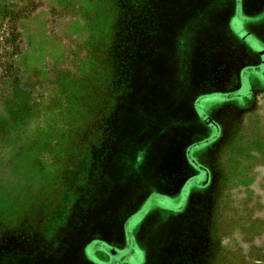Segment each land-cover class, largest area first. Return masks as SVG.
<instances>
[{
  "label": "rangeland",
  "instance_id": "1",
  "mask_svg": "<svg viewBox=\"0 0 264 264\" xmlns=\"http://www.w3.org/2000/svg\"><path fill=\"white\" fill-rule=\"evenodd\" d=\"M220 1L0 0V264H264V95L249 109L216 70L219 32L184 41L188 6ZM181 90L237 99L206 119L224 137L195 149L182 205L120 213Z\"/></svg>",
  "mask_w": 264,
  "mask_h": 264
},
{
  "label": "crops",
  "instance_id": "2",
  "mask_svg": "<svg viewBox=\"0 0 264 264\" xmlns=\"http://www.w3.org/2000/svg\"><path fill=\"white\" fill-rule=\"evenodd\" d=\"M212 1L213 0H206L204 5L212 3ZM175 6L176 5H174V7ZM203 6H188L194 14L196 13L197 17L185 30L184 41L189 42L190 39H193L192 33L195 28H199L201 34L208 31L219 32L220 34L216 38L218 41L222 42L223 46L214 50L216 51L214 56L218 57V61L221 56L232 54L247 55V49H244L241 42L260 39V37L255 34L256 27L251 25L252 22L247 25L249 21L247 20L248 22H246V18L252 15L264 17V6L250 5L249 0H222L219 5H213L211 9H208L207 6ZM176 9H178V7H176ZM210 25L212 26L210 27ZM184 41L181 44L182 51L180 54L182 56L185 54V47L188 48V45L186 46ZM179 65L182 67L183 71L184 63ZM247 66L252 69L254 64H249ZM242 69H244V66L238 67V70ZM216 70H219V68H216ZM182 85L184 87L183 81ZM250 87L253 88L251 85ZM181 93L184 95L180 105H178L180 111L174 116V123L177 125H173L172 129L167 132V140L160 142L156 147H148L145 151V154L149 153L148 157L154 156L155 158L153 162L156 167L153 169V173H146L145 177L148 178L145 180L146 183L137 182L134 183L135 185L129 184L124 188L127 195H123V197L120 196L118 202L121 207L115 209L119 210L120 213L126 214V212H130L139 202L145 201L144 199L147 195L152 199L151 203L153 207L158 203L157 201L165 202L170 199V197L176 195L181 200L182 205L184 201V184L189 183L193 176L192 168L194 167L196 159L194 155L195 149L209 147L212 143L211 137L213 135L215 136L214 141L218 139L216 138V135H218L217 129L215 128L213 130L211 125H208V120L206 119H208V116L211 115L214 110H221L237 100L234 98H220V101L214 103L212 108L210 103H207L205 101L206 99L202 98L201 102L199 101L200 106L198 109L195 105L196 98L191 95L190 91L186 92L183 90L182 92L181 90ZM246 98L249 100L248 96H246ZM182 118H184V120H182ZM208 128L210 129L209 134ZM145 158L143 159L147 160V158ZM148 185L151 187L152 192ZM168 185L174 186L171 187L173 189L169 190V188H167ZM149 198L146 200L147 202ZM157 221L160 220L158 219ZM161 222H166V219L161 220L158 224ZM124 229L127 231L128 223L124 224Z\"/></svg>",
  "mask_w": 264,
  "mask_h": 264
},
{
  "label": "flooded vegetation",
  "instance_id": "3",
  "mask_svg": "<svg viewBox=\"0 0 264 264\" xmlns=\"http://www.w3.org/2000/svg\"><path fill=\"white\" fill-rule=\"evenodd\" d=\"M249 3L250 5L264 6V0H249ZM247 20L249 21L247 25L252 22L251 25L256 27L255 34H257L260 39L256 41L241 42L244 49H247V55L232 54L221 56L217 66L219 70L217 71L233 73V75L230 77L231 79L232 77H239L237 78L238 80L236 79V83H242L245 90L241 89V92L238 96L243 102H246L247 107L251 109L256 104V97L258 98V94L264 95V17H256L252 15L246 18V22H248ZM249 64H254V67H252L251 69V67L247 66ZM240 66H244V69L238 70V67ZM230 78L228 81H230ZM250 85L253 88H251ZM246 96L249 97V100H247ZM218 111L220 110H214L213 113H216ZM226 116V119H234L236 113L229 111V113H226ZM213 128H216L217 130L219 129V132L222 131L224 133L223 125L220 123L216 124V126L212 127V129ZM223 137L224 136L221 134V138L217 139V141L212 142L209 147H218V142L222 140ZM203 150H205V148ZM199 160V156H196L194 167L192 168V179L196 177V164H199ZM197 177L200 178L201 173L198 174Z\"/></svg>",
  "mask_w": 264,
  "mask_h": 264
}]
</instances>
